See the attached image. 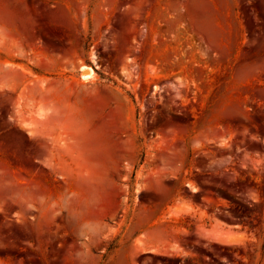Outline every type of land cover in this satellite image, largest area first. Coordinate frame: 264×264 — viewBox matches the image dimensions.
I'll use <instances>...</instances> for the list:
<instances>
[{"label": "rangeland", "instance_id": "obj_1", "mask_svg": "<svg viewBox=\"0 0 264 264\" xmlns=\"http://www.w3.org/2000/svg\"><path fill=\"white\" fill-rule=\"evenodd\" d=\"M0 264H264V0H0Z\"/></svg>", "mask_w": 264, "mask_h": 264}, {"label": "bare ground", "instance_id": "obj_2", "mask_svg": "<svg viewBox=\"0 0 264 264\" xmlns=\"http://www.w3.org/2000/svg\"><path fill=\"white\" fill-rule=\"evenodd\" d=\"M84 69H85V67H83ZM84 72H86L85 73V75H83L82 77H83V79H88L89 77H91V75H92V69H91V67H88V68H86V71H84Z\"/></svg>", "mask_w": 264, "mask_h": 264}, {"label": "water", "instance_id": "obj_3", "mask_svg": "<svg viewBox=\"0 0 264 264\" xmlns=\"http://www.w3.org/2000/svg\"><path fill=\"white\" fill-rule=\"evenodd\" d=\"M84 71V70H83Z\"/></svg>", "mask_w": 264, "mask_h": 264}]
</instances>
